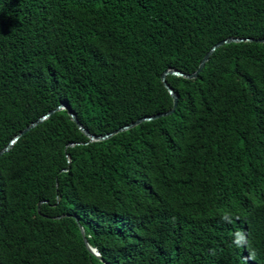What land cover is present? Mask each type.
<instances>
[{"label":"trees","instance_id":"1","mask_svg":"<svg viewBox=\"0 0 264 264\" xmlns=\"http://www.w3.org/2000/svg\"><path fill=\"white\" fill-rule=\"evenodd\" d=\"M227 37L264 0H0V150L60 103L97 135L168 111ZM166 80V116L89 142L59 110L0 155V264H103L78 224L109 264H264V42Z\"/></svg>","mask_w":264,"mask_h":264},{"label":"water","instance_id":"2","mask_svg":"<svg viewBox=\"0 0 264 264\" xmlns=\"http://www.w3.org/2000/svg\"><path fill=\"white\" fill-rule=\"evenodd\" d=\"M243 41H247V42H251V41H255V42H264V38H251V37H246V38H241V37H227L225 39H222L220 41H218L217 43H215L203 56V58L201 59L197 69L192 72V73H184L180 70L177 69H166L162 74H161V82L163 83L164 87L167 89L168 93L170 94L171 98H172V107L171 109H169L168 111H164V112H160V113H156L150 116H145V117H141L136 119L133 122H130L126 125H123L111 132L105 133V134H101V135H97V134H92L90 133L78 120V118L76 117V114L67 107L66 104L64 103H60L58 104L55 108L49 110L48 112L42 114L41 116H39L37 119H35L34 121L30 122L28 125H26L17 135H15L13 138H11L9 140V142L7 143V145H5L1 150H0V155L3 153L8 152L11 147L14 145V143L19 139V137H21L23 134H25L26 132L30 131L32 128L36 127L37 125L41 124L43 121H45L46 119H48L54 112L59 111V110H67V114L69 115L70 119L77 125V127L88 137V141L89 142H95V141H102V140H106L108 138H110L111 136L128 130L138 124H140L141 122L144 121H151L154 120L156 118L162 117V116H166L168 114H170L178 101V95L175 92V90L173 89V87H171V85L167 82L166 80V76L167 75H175V76H179V77H183V78H187V79H192L197 77V75L199 74V72L201 71V69L204 67L205 62L209 59L210 55L213 53V51L222 46L223 44L226 43H231V42H243ZM69 145H73L72 143ZM68 162L69 157H67ZM68 168L63 169L64 171H66ZM57 185V184H56ZM79 225V229H80V233L82 235L83 241L85 243V246L87 248V250L92 253L97 259H99L101 262H103V264H109L107 261H104L103 258L101 257L99 251L97 250V248L92 247L88 241L87 238L85 236V232L83 227Z\"/></svg>","mask_w":264,"mask_h":264}]
</instances>
